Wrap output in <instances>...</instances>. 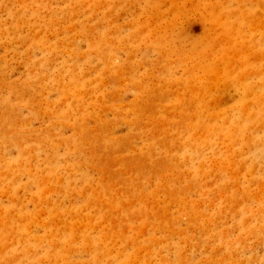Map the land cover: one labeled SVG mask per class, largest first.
Returning <instances> with one entry per match:
<instances>
[{
    "label": "rangeland",
    "instance_id": "1",
    "mask_svg": "<svg viewBox=\"0 0 264 264\" xmlns=\"http://www.w3.org/2000/svg\"><path fill=\"white\" fill-rule=\"evenodd\" d=\"M0 264H264V0H0Z\"/></svg>",
    "mask_w": 264,
    "mask_h": 264
}]
</instances>
